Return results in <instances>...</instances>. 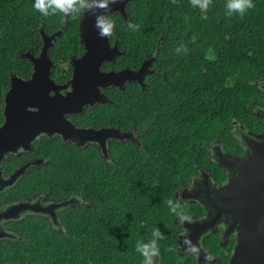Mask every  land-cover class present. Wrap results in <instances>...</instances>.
<instances>
[{
    "label": "trees",
    "instance_id": "obj_1",
    "mask_svg": "<svg viewBox=\"0 0 264 264\" xmlns=\"http://www.w3.org/2000/svg\"><path fill=\"white\" fill-rule=\"evenodd\" d=\"M34 3L0 0V78L6 63L18 61L19 48L38 50L35 28L43 22L52 31L68 20L51 50L55 61L83 51L79 16L45 17ZM225 4L213 0L207 19L190 0H132L127 20L108 15L115 23L110 39L120 45L124 41L125 53L105 67L138 68L155 56V72L146 76V87L138 82H127L124 90L110 86L106 94L113 102L87 109L82 118L96 127H134L139 140L111 139L109 160L95 144L52 140L43 145L46 162L20 182L56 196L79 191L92 204L66 212L68 235L40 264H142L136 243L148 242L154 229L163 235L158 245L164 264H191L175 248L171 233L177 217L167 201L179 200L176 191L200 167L212 170L219 183L227 180L210 145L220 141L226 151L244 155L233 126L243 123L252 129V102L263 98L254 83L264 78V0H254L255 8L243 18L227 16ZM129 22L138 30L130 29ZM181 44L188 51L177 54ZM182 207L187 214L194 209ZM208 246L217 253L216 242ZM227 261L224 256L223 264Z\"/></svg>",
    "mask_w": 264,
    "mask_h": 264
},
{
    "label": "water",
    "instance_id": "obj_2",
    "mask_svg": "<svg viewBox=\"0 0 264 264\" xmlns=\"http://www.w3.org/2000/svg\"><path fill=\"white\" fill-rule=\"evenodd\" d=\"M131 1L117 0L106 10L98 9L95 13L85 12L80 16L78 34L84 52L80 56H71L70 64L74 76L64 85H56L50 77L51 69L55 65L50 54L56 40L63 35L68 20L53 34L46 33L44 27H40V53L37 57L29 54L34 69L33 78L27 82L13 80L5 97L6 121L0 127V144L3 143L4 150L15 145L30 146L41 131H47L49 134L58 131L64 140L77 145L95 141L104 154H107V139L133 138L132 132L117 127H77L65 117L67 113L82 111L88 104L112 103L102 88L116 86L124 90L127 82H138L142 87H146V76L155 72L151 69L155 56L147 57L138 68H103L105 63L114 62L123 52L118 41L112 45L110 38L98 34L95 27L96 15L101 12L107 16L118 13L127 20V8ZM70 84L71 90L66 95L60 94V89H67ZM52 90H55L56 94L51 95ZM27 107H35L37 111L22 114ZM18 125L26 127V131L19 132ZM236 134L246 146L247 155L235 157L223 151L220 145L213 147V157L228 173V179L216 192L208 196L211 205L209 209L211 211L213 207L217 210V215L226 216L227 233L230 230L237 231L234 249L227 264H264V134L256 135L243 125L236 128ZM18 135L25 138L14 141ZM23 140L25 142H22ZM2 149L0 148V151ZM28 166L25 165L12 174L8 183H13L23 175ZM205 179L208 183L210 177L207 175ZM192 195L195 196L193 193ZM215 196L216 199H213ZM214 221L215 219L209 222L213 225ZM208 226L207 222L197 224L190 235L192 243L200 249L199 260L208 255L198 241V235L204 233ZM211 262H214V259Z\"/></svg>",
    "mask_w": 264,
    "mask_h": 264
},
{
    "label": "flooded vegetation",
    "instance_id": "obj_3",
    "mask_svg": "<svg viewBox=\"0 0 264 264\" xmlns=\"http://www.w3.org/2000/svg\"><path fill=\"white\" fill-rule=\"evenodd\" d=\"M41 26L44 27V22L35 28L36 35L40 42L38 50H36L32 45L27 48H19L17 51L18 61L14 60L4 65V68L6 69L0 78V127H2L6 121L5 97L8 90L12 86L13 80L27 82L33 78L34 69L32 62L29 59V54L37 57L40 53L41 36L39 29ZM61 28L57 30H60ZM57 30L49 31L44 27V31L48 34H53ZM116 41L118 40L112 41V39H110L112 45ZM119 48L124 55V41L122 45L119 44ZM83 52L84 48L79 55H73L80 56ZM70 58L64 63L63 59L57 62L51 56V59L54 61L55 65L51 69L52 71L50 73V77L56 85H64L73 78L74 71L70 64ZM105 64L103 68L107 70H118L124 68V65L118 69L106 68ZM151 69H153L152 65ZM254 84L262 92L263 98L254 99L252 102V109L254 113L253 127L252 129H249L243 123H235L233 126L234 134H236V128L240 125H243L247 130L254 132L256 135L264 134V78L255 81ZM71 88L72 86L70 84L67 89H60L59 92L62 95H66L68 91L71 90ZM107 88H102V91L106 93ZM50 94L54 95L56 94V91L52 90ZM98 104L99 103L94 105H85L82 111L77 113H67L65 114V117L77 127H93L97 129L111 127H96L90 124H84L82 115L87 111V109L95 107ZM29 111H37V108L27 107V110H23L22 114H27ZM262 125L263 128L260 130ZM17 130L19 132H24L26 131V127L18 125ZM125 131L132 132L133 134V138H126L125 140H139V136L137 135V131L134 127ZM236 136L239 143L245 150L244 155L228 152L224 149L222 142L216 141L210 145L212 157L213 147L216 145H220L223 151L228 152L235 157H245L247 155V148L241 142V138L237 134ZM15 138L16 139L14 141H19V138L25 137L23 135H18ZM111 139L113 138H109L106 141L107 154L102 152L98 143L95 141H88L84 145L80 146L85 147L95 144L99 148L101 156L104 159L106 158L109 160L111 159V152L109 148V142ZM52 140L72 142L69 140H64L62 134L58 131H55L52 134H49L47 131H41L28 147L22 144L19 146L15 145L7 150H4L3 143L0 144V148H3L0 151V264H40L41 261L45 263V261L48 259V256L55 251L56 247L61 248L63 239L68 235L64 220L66 212L71 209L79 210L84 207H89L92 204L88 202L86 197L79 191H71L66 195L56 196L53 195L51 193L52 191L47 188L37 189V186L33 184L29 185L20 182L23 176H25L29 170H32L33 168H41L44 165L48 157V152L45 153L43 145H46L48 141ZM22 142L25 141L23 140ZM213 160H215L214 157ZM25 165H29L26 172L17 178V180H15L13 183H8L11 175ZM207 175L210 177L208 183H206L207 180L205 179ZM226 181L224 183H226ZM224 183L218 182L212 170L200 167L199 172L193 176V178L188 183H184L176 191V196L186 208H188L187 206L194 208L188 214L193 218L194 222H185L184 224H180L176 218L174 220L175 225L172 228L171 233L176 241L175 248L177 252L181 254V256H183L186 260H189L191 264H207V262L205 259L199 260L198 256L193 255L185 250L183 245L184 237L181 235V233H187L190 237V235L193 234L192 231L194 230V226L204 222L209 223V226L206 228V230L208 229L207 231L205 230V232L200 236L198 235V241L201 248L207 251V254L214 258V262H211V264H223L224 256L227 257V263L229 262L236 242L237 231L230 230L227 233L228 223H226V216L217 215V210H215L213 207L210 211L209 208L211 205L209 203L210 199L208 198V196L216 192ZM192 193L195 196H193ZM213 199H216V196L213 197ZM214 219L215 221L213 225H211L209 221ZM40 238H44V242L39 246L38 243L34 242ZM190 239L193 241L192 236ZM211 240L217 243V253L211 251L208 246V242ZM231 244L232 250L229 252V247H231ZM157 264H164L161 253Z\"/></svg>",
    "mask_w": 264,
    "mask_h": 264
},
{
    "label": "clouds",
    "instance_id": "obj_4",
    "mask_svg": "<svg viewBox=\"0 0 264 264\" xmlns=\"http://www.w3.org/2000/svg\"><path fill=\"white\" fill-rule=\"evenodd\" d=\"M117 0H35L33 5L34 9L41 13V15L47 17L50 15L62 14L65 18H77L82 16L85 12L95 13L98 9H108L110 4L116 3ZM176 3V0H172ZM213 0H190L191 5L195 8L198 7L201 11L202 18L207 19V11ZM226 15L231 17L234 14L243 18L250 9L255 8L254 0H226ZM187 19V18H186ZM95 27L98 30V34L101 37L110 38L115 28V23L103 12L96 15ZM128 27L133 31L138 30L139 25L129 22ZM193 42L195 37H192ZM175 51L180 54L182 51L187 52V46L181 44ZM167 205L170 211L176 215L178 222L184 224L185 222L193 223V218L188 215L179 200L169 199ZM184 237L183 245L185 250L193 255L198 256L200 249L196 244H193L187 233H181ZM163 239L162 233L159 229H154L151 233V239L148 242L138 240L136 243V252L142 256V264H157L160 256V249L158 240ZM170 251L172 249H169ZM214 258L211 255H207L205 260L207 264H211Z\"/></svg>",
    "mask_w": 264,
    "mask_h": 264
},
{
    "label": "rangeland",
    "instance_id": "obj_5",
    "mask_svg": "<svg viewBox=\"0 0 264 264\" xmlns=\"http://www.w3.org/2000/svg\"><path fill=\"white\" fill-rule=\"evenodd\" d=\"M66 60H67L66 58H63V62H64V63L66 62ZM226 182H227V181H226Z\"/></svg>",
    "mask_w": 264,
    "mask_h": 264
}]
</instances>
